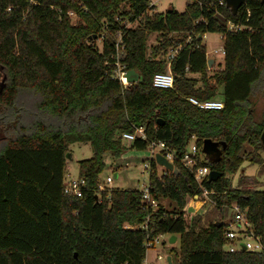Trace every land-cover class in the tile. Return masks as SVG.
I'll return each instance as SVG.
<instances>
[{"label": "trees", "instance_id": "1", "mask_svg": "<svg viewBox=\"0 0 264 264\" xmlns=\"http://www.w3.org/2000/svg\"><path fill=\"white\" fill-rule=\"evenodd\" d=\"M154 9L150 0H0V126L13 130L0 146V264H141L145 241L164 232L178 240L177 250L170 247L174 264H264V250H224L222 215L191 214L199 188L178 161L157 174L150 159L155 207L142 206L137 188H98L104 152L117 162L125 149H144L150 140H164L178 154L191 136L198 145L223 140L218 157L202 154L200 164L221 172L203 184L214 189L220 213L231 202L246 207L264 244V189L246 175L232 187L226 175L243 159L264 171V0H245L235 14L218 0H187L180 12ZM227 21L243 27L228 29ZM206 31L223 35V63L211 74L201 42ZM150 32L160 42L148 54ZM115 34L122 45L117 60L139 73L126 87L115 76ZM178 44L173 86H153V74L166 68L155 52ZM218 91L219 109L186 99L216 98ZM22 92L37 95L33 110L17 106ZM7 111L10 122L3 120ZM134 126L144 127L146 139L121 136ZM74 141H88L93 152L77 161L85 181L79 196L62 189ZM145 220L147 228L138 227Z\"/></svg>", "mask_w": 264, "mask_h": 264}, {"label": "rangeland", "instance_id": "2", "mask_svg": "<svg viewBox=\"0 0 264 264\" xmlns=\"http://www.w3.org/2000/svg\"><path fill=\"white\" fill-rule=\"evenodd\" d=\"M154 3L155 9L157 11H163L168 7H173L177 11H182L185 7V3L187 0H151ZM71 18V22H75L77 20V16L75 13L69 14ZM135 22H126L128 26H135ZM106 28V27H104ZM103 32L106 34L108 33V28L104 29ZM171 34V33H170ZM174 34V33H172ZM115 39H118V34ZM187 39V37H186ZM222 34L217 31H206L204 32L201 42L205 45V50L207 52L208 58H213L210 66L207 65L206 72L207 74L213 73L215 70L219 69L223 63L222 56L220 52H214V49L217 46L222 44ZM158 34L156 32H150L147 36V53L151 54L152 48L159 44ZM96 46L100 49L101 48V38H97L95 40ZM168 48L165 49H158L155 53L156 56L159 58H165ZM120 54V50L117 52V55ZM120 71L119 64H115V72L118 73ZM196 78H199L198 74H191ZM5 82V74L2 70H0V86ZM199 84V82L197 83ZM221 93L218 91L216 94V98L220 99ZM37 99V95L33 93L22 92L19 96V103L17 106L21 104L29 105L30 110L34 108V101ZM259 112H261L260 108ZM1 113V112H0ZM5 116L3 118L4 121H11V116L8 115V111L5 112ZM2 121L0 120V124ZM17 125V124H16ZM12 127H15L13 125ZM12 128L8 131H4L0 126V146L4 142L3 137H9L10 133H12ZM195 139H190L189 143L194 142ZM68 153L69 156H66L65 166H64V176L63 181H67L70 178H76L78 176V165L77 161L80 159L89 158L92 156V148L91 144L88 141H74L68 143ZM148 149H137V148H127L123 151L121 155V160L115 162L111 155L108 152H104L102 159L104 165L98 174V183L104 182L107 187H117V188H141L142 183L147 181L148 172L142 166L141 157H147ZM262 157L264 158V150L261 152ZM156 172L160 174L164 167L160 165H156ZM116 174V175H114ZM230 180V184L232 187H236L237 180L240 175L246 176H253L257 178L258 185L257 187L260 189H264V171L259 173V164L255 162H250L246 159H243L239 166L234 170L232 173H226ZM106 178L109 179V183H106ZM212 198V196H210ZM209 197V198H210ZM213 199V198H212ZM163 205L170 209L171 204L167 199L162 200ZM215 201L209 202L206 205L204 211L200 213L203 217L208 219H218L220 215H222L223 220L231 218L229 208L222 209L220 213L215 207ZM170 233L164 232L157 234L156 240H154L153 245L146 249L144 259L150 262V264H159V263H166V256L169 255L172 263H175V254L174 251H171L170 247L173 246L174 250L178 248V240L176 239L174 242L170 243L168 238ZM161 254L162 258L157 259L156 254Z\"/></svg>", "mask_w": 264, "mask_h": 264}, {"label": "built area", "instance_id": "3", "mask_svg": "<svg viewBox=\"0 0 264 264\" xmlns=\"http://www.w3.org/2000/svg\"><path fill=\"white\" fill-rule=\"evenodd\" d=\"M151 4H154L151 2ZM218 4H225L224 0H218ZM72 10L68 11V14H73ZM226 26L228 29H240L243 25L233 24L230 21H227ZM204 34V33H203ZM201 35V38L203 36ZM200 36V35H199ZM223 36V35H222ZM223 38V37H222ZM115 47L117 52L122 47L120 44L119 38L116 39ZM180 44L175 46H170L165 56L166 68L163 71H158L152 76V85L157 87H172L173 86V75L170 69V62L175 57L177 50L179 49ZM214 52H220V55L223 56L224 48L223 44L217 46L214 49ZM205 56L208 58L207 52L205 51ZM118 55L116 54V61L114 64H119L120 71L115 72V76L118 77L120 82L124 87H126L129 82L126 80L125 72L126 69L120 64L117 60ZM186 99L192 104L205 109H219L223 106V102L218 98H211L205 100H199L193 96H187ZM121 136L127 140H133L135 137L141 139H146V133L143 126H134L132 130L122 131ZM190 139H194V136H191ZM146 148L148 149V155L146 159L142 162V166L147 170L150 167V159L153 158L156 153L162 154L168 161L172 162L178 161L182 166L190 169L193 174V179L199 188L198 193H194L191 196L190 203L188 205V210L191 214H200L204 211L205 207L209 202L214 201L210 196L214 193L213 188H208L203 184V180L207 178V174L210 170L207 164H200L202 160L201 144L198 145L195 141L187 143L184 147V150L180 154L177 153L176 149L171 147L164 140H150L148 141ZM155 160V159H154ZM165 169V168H164ZM106 183H109V179L106 178ZM85 181L83 177L77 176L76 178H70L67 181H63L62 189L64 193L77 195L81 194V189L84 186ZM107 187L104 182L98 183L99 189H104ZM141 194V204L143 207H155L157 205V200L152 196L150 185L147 181L142 183L141 188H139ZM210 197V198H209ZM230 210L231 218L225 220L224 226V250L228 252H233L236 250H247V251H262L264 250V244L261 240V236L254 231L253 225L246 215V207H241L237 202H231L227 207ZM128 226V225H126ZM138 227L147 228V221L139 224ZM146 240V247L153 245L154 240ZM244 246V249H242ZM156 258H162L161 254L157 253ZM167 260V259H166ZM141 264H150L147 260L143 259ZM164 264V263H159ZM166 264V263H165ZM173 264V263H172Z\"/></svg>", "mask_w": 264, "mask_h": 264}, {"label": "water", "instance_id": "4", "mask_svg": "<svg viewBox=\"0 0 264 264\" xmlns=\"http://www.w3.org/2000/svg\"><path fill=\"white\" fill-rule=\"evenodd\" d=\"M245 2V0H224L225 6L229 9V11L232 14H235L237 9ZM213 61V58L207 59V65L210 66L211 62ZM126 80L129 83L136 82L139 79V73L135 69H127L125 72ZM159 123H162L161 120H158ZM260 140L262 143H264V125L260 132ZM226 145L225 141L223 140H213L211 138H203L201 142V151L209 156H216L218 157L220 154L221 148H224ZM66 156H69V153H66ZM156 164L164 167L168 170H175V166L172 164V162L168 161L162 154L156 153L154 156ZM221 172L216 171L214 169H210L207 174V181H214L220 176ZM116 175V174H114ZM221 222H218L220 224ZM176 240L175 234H170L168 241L170 243L174 242ZM242 249H244V246H242ZM167 264H172V261L170 259V256H166Z\"/></svg>", "mask_w": 264, "mask_h": 264}, {"label": "crops", "instance_id": "5", "mask_svg": "<svg viewBox=\"0 0 264 264\" xmlns=\"http://www.w3.org/2000/svg\"><path fill=\"white\" fill-rule=\"evenodd\" d=\"M222 56V55H221ZM223 58V57H222ZM222 66V65H221Z\"/></svg>", "mask_w": 264, "mask_h": 264}]
</instances>
